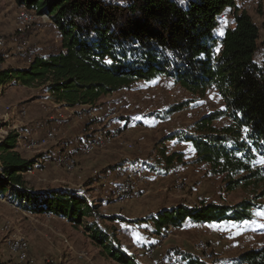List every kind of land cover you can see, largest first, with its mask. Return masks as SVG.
I'll return each mask as SVG.
<instances>
[{
  "label": "trees",
  "instance_id": "1",
  "mask_svg": "<svg viewBox=\"0 0 264 264\" xmlns=\"http://www.w3.org/2000/svg\"><path fill=\"white\" fill-rule=\"evenodd\" d=\"M16 2L47 14L61 44L56 51L30 56L24 66L1 68L4 94L9 83L44 86L52 101L76 108L93 107L117 91L161 75L200 97L214 88L224 107L172 132L167 139L192 144L196 161L208 163L214 174L225 177L227 192L241 189L258 198L261 191L264 196V58L257 57L264 22L257 23L247 10L237 8L235 0ZM229 10L232 19L225 23L223 17ZM186 104L172 105L165 118ZM49 128L53 127L44 130ZM23 152L15 131L0 142V196L29 213L62 217L82 228L115 260L140 264L125 253L115 234L100 224L101 215L88 196L68 187L30 186L27 173L37 161ZM161 156L167 169L183 161L182 153H167L165 148ZM252 204L203 201L197 207L179 203L144 221L152 224L154 234H161L170 225L181 227L188 219L198 224L241 221L251 217ZM183 259L188 264H211L192 254ZM232 264H264V246L242 252Z\"/></svg>",
  "mask_w": 264,
  "mask_h": 264
},
{
  "label": "rangeland",
  "instance_id": "2",
  "mask_svg": "<svg viewBox=\"0 0 264 264\" xmlns=\"http://www.w3.org/2000/svg\"><path fill=\"white\" fill-rule=\"evenodd\" d=\"M262 1L263 8L260 7ZM235 6L240 10H247L257 23L264 22V0H235ZM21 8L23 7L16 0H0V36L6 39V46L2 51L8 55H0V69L24 66L28 64L30 56L48 54L60 48V36L47 14L31 11L36 19L45 16L44 25L47 23L50 27L39 25L27 28L24 32L19 29L16 15ZM259 9L262 10L261 13ZM231 11L226 12L223 22L227 23L232 19ZM261 33V45L257 54L260 59L264 58V28ZM42 39L45 42L51 40L53 45L47 49L40 48L38 42L43 43ZM23 41H27L28 49L17 53V45H22ZM9 85L10 83L4 90L5 94L0 88V101L7 103L3 98L9 93H17L22 100L7 104L19 106L20 115L14 113L12 107L10 113L7 106L0 108V140L2 142L12 131L17 132L23 154L37 161L27 173L30 186L36 189L68 187L88 196L89 202L95 205L96 211L101 215L100 224L114 233L125 253L140 264H188L183 259L188 254L196 255L211 264H232L242 252L264 246V227H261L264 225V215H258L264 213V196H260L262 192L256 194L258 198L241 189L227 192L225 177L214 174L208 163L196 161L192 144L167 139L172 132L185 129L201 116L224 107V101L216 89L211 88L205 96L200 97L172 78L161 75L152 81H141L109 95L93 106L96 109L89 107L78 111L64 110L69 116H77L83 122L94 119V126L85 137L97 138L100 134L112 137L110 143L85 153L84 146L89 140L86 142L81 135L72 136L68 128L62 130L55 127L57 134L54 131L53 139L48 141L45 136L39 144L28 145L26 137L31 136L24 135L26 132L23 129L27 126L25 123L31 121L30 103L43 98L48 90L44 86L29 88L20 84ZM49 101L42 103L41 107L52 111V100ZM179 103L187 104L183 110L165 118V112ZM108 107H112L115 114L108 115ZM14 109L17 111L16 107ZM21 109H26L28 113L23 114ZM79 111L86 116L78 115ZM219 122L223 124L225 119ZM45 130L40 137L34 139H41ZM52 141L56 142L53 146L50 145ZM70 145L78 147L77 150H67ZM50 147L57 148V152L50 155ZM163 148L167 153H182L183 161L176 162L175 166L167 169L161 156ZM107 151H113L115 157L109 162H99L100 155ZM65 153L75 160L76 165L71 171L55 161L58 155ZM117 160L123 163L133 160L130 164L132 170L123 179L120 178L119 182L113 180L107 187L105 184H98L117 167ZM128 179L135 182L132 197L120 202L115 195L116 189ZM203 201L220 205H237L242 201L254 204L250 208L251 217L241 221L223 220L198 224L188 219L181 227L170 225L161 234H154L152 224L144 221L164 208L179 203L199 207ZM57 218L59 217L54 214L29 213L17 203L0 196V264H65L58 261L59 257L65 249L73 248L80 250L76 258L82 264H122L105 253L82 228L73 226L62 217ZM12 239H24L28 242L29 259L22 261L11 251L8 242ZM37 247H43L41 255L38 254L40 250ZM51 248H54L55 259H52L53 254L48 253ZM151 248L154 250L148 253Z\"/></svg>",
  "mask_w": 264,
  "mask_h": 264
},
{
  "label": "crops",
  "instance_id": "3",
  "mask_svg": "<svg viewBox=\"0 0 264 264\" xmlns=\"http://www.w3.org/2000/svg\"><path fill=\"white\" fill-rule=\"evenodd\" d=\"M52 26H54V24ZM55 28H56V26H55ZM57 32H58V30H57ZM40 42L41 41L38 42L39 47L40 48H44V49H47L49 46L53 45V42L51 40H48L47 42H45L42 39L43 43H40ZM32 96H34V95H32ZM17 97H18L17 93L16 94L9 93L6 96V99H7L8 102L15 104V103H19L20 100H22L20 97H18V98ZM50 99H51L50 94H49L48 91H46V93L43 96V98L36 99L37 102H35V101L33 102L32 101L33 103H30L32 117H31V121L30 122L27 121L25 123V124H27V126L25 127V129H23V132H26L24 135H30L31 136L30 138H38V137H40L42 135L43 130L46 127H53V128L46 129L45 134L40 139V141L42 139H44V137L46 136V132H48V131L53 130L57 134L56 130L54 129L55 127L61 128L62 130H64L65 128L66 129L68 128V130H69L68 132L72 136H78V135L80 136L81 135V138H84L85 135L90 132V129L94 126V124H92V122H94V119H89V120L83 122V121L79 120L77 118V116H74V115L73 116L72 115L69 116L67 114V112H64V110L71 109V110H74V111H78L81 108H86L87 109V108L90 107V108H95L96 109V107H91V106H85L84 105V106H80V107H76V108H70V107L64 106L63 104L55 103V102L52 101L50 103V105H53V106H51L53 110L52 111L51 110L47 111L45 108L43 109L41 107V104L44 103V102L48 103L47 101H49ZM100 102L101 101H99L97 104H99ZM50 105H48V106H50ZM7 107H12V106H7ZM15 107H16L17 111H15V109H14ZM15 107H12V111L14 113L17 112V114L20 115V112H19V108L20 107L19 106H15ZM84 116H86V114ZM89 122L91 124H89ZM83 133H84V135H82ZM50 140H48V141H50ZM48 141H47V143H48ZM46 144H44V145H46ZM53 144H56V142L52 141L50 143L51 146H53ZM57 147H58V150H61V149H59V146H57ZM77 148L78 147H75L74 145H70V146L67 147V150H77ZM49 149L51 151L50 155L55 154L57 152V150H56L57 148L54 149L53 147H50ZM80 151H81L82 155H84L81 148H80ZM113 156H114V152L113 151H107L105 154L100 155V157L98 158V161L99 160H101V161L106 160V161L109 162V161H111L110 159ZM106 161L104 163H106ZM90 163H92V162H90ZM131 163H133V160H131V162H129V163H128V161H124V163H123V161L117 160L115 162V164H117V167L114 170H111L110 174H108V176L104 180H102L101 182H98V184L102 183V184H105V186L107 187L108 184L113 182V180H117V182H119L121 179H123L125 176H127V174L129 173L130 170H132V168H130V164ZM133 170H137V169H133ZM59 218H61V217H59ZM59 218H57V219H59ZM41 244L43 245V242ZM37 248L40 250V251H38V254L41 255L43 247H37ZM48 250H49L48 253L53 254L52 259H55L54 248H51V249H48ZM79 251L80 250H78L76 248H73V250L65 249L64 252L59 257L58 261H61V262L65 263V264H79L80 261H78L77 258H76L77 257V253ZM35 252H36V250H35ZM83 263L88 264L87 262H83ZM80 264H82V262Z\"/></svg>",
  "mask_w": 264,
  "mask_h": 264
},
{
  "label": "bare ground",
  "instance_id": "4",
  "mask_svg": "<svg viewBox=\"0 0 264 264\" xmlns=\"http://www.w3.org/2000/svg\"><path fill=\"white\" fill-rule=\"evenodd\" d=\"M44 16V15H43ZM46 22V17H38V19H36L35 17V24H30L28 25L27 28H31V27H34V26H41V25H44V23ZM37 24V25H36ZM17 25L20 27V28H25V21H17ZM33 25V26H32ZM26 28V29H27ZM6 46V39H5V42L4 44H0V55H3V57H6L8 56L7 53H3L2 49H4ZM10 86V85H9ZM1 103V101H0ZM1 108V107H0ZM7 111L10 112L11 111V107H7ZM21 112L23 114L27 113V110L26 109H21ZM85 115V113H83V116ZM1 123V121H0ZM2 124V123H1ZM1 124H0V128H1ZM55 137V133L54 131H50L47 133L46 135V140L48 139H53ZM103 137V134H100L97 138L95 139H102ZM112 141V137L111 135L107 136L106 138V143H110ZM1 142V140H0ZM89 143V148H90V151H85V146ZM88 143L84 146V152L85 153H89V152H92L93 150H96V148L98 147H102L104 145H106L105 143H97L96 140H89ZM56 163L58 165H61V166H64L65 169H68V170H73V168L75 167V160L70 156V154L68 153H65V154H61L60 156L58 155V157L56 158ZM140 175V174H139ZM176 176V175H175ZM134 178V177H133ZM140 179L143 180V178L140 176ZM178 179V178H177ZM176 179V180H177ZM126 189H125V194H121V191H122V184H120L117 189H116V197L117 199L121 202V201H125V200H129L131 197H132V193L134 191V188H135V182H133L132 179H128L126 182ZM115 197V198H116ZM203 243V242H202ZM9 244V248L11 249L12 252L16 253L19 258L22 260V261H26L28 258V242L24 239H12L8 242ZM198 246V245H197ZM203 246V245H202ZM202 246L200 247L202 250H204V248H202ZM205 249H206V246H205ZM148 253H150V251L148 250ZM58 264V263H57ZM61 264V263H60Z\"/></svg>",
  "mask_w": 264,
  "mask_h": 264
},
{
  "label": "built area",
  "instance_id": "5",
  "mask_svg": "<svg viewBox=\"0 0 264 264\" xmlns=\"http://www.w3.org/2000/svg\"><path fill=\"white\" fill-rule=\"evenodd\" d=\"M16 21H25V28H19L22 32H24L26 30V28L28 27V25L35 24V15L31 14V9L23 7L17 13ZM44 26L45 27H47V26L50 27L47 23ZM4 42H5V37L4 36H0V44H4ZM27 49H28L27 41H23L22 45H17V53L19 51H27ZM5 57H6V55H5ZM4 106H12V107H14L13 104L0 103V107H4ZM27 113H28V111H27ZM107 113H108V115L110 114V116H112L113 114H115V111H114V109L112 107H108L107 108ZM78 115L83 117V112H80V114L78 113ZM23 137L24 136L22 135V139H23ZM106 138H107V135H103L102 139H95L94 137H92V138H89V140H96L97 143H105L106 144ZM27 142H28V145L39 144L40 143V139L27 138ZM85 151H90L89 143L85 146ZM125 189H126V183L124 181L122 183L121 194H125ZM152 250H154V248L149 249L150 252Z\"/></svg>",
  "mask_w": 264,
  "mask_h": 264
},
{
  "label": "snow or ice",
  "instance_id": "6",
  "mask_svg": "<svg viewBox=\"0 0 264 264\" xmlns=\"http://www.w3.org/2000/svg\"><path fill=\"white\" fill-rule=\"evenodd\" d=\"M110 63V61H109ZM258 215H264V213H258ZM261 227H264V225H261Z\"/></svg>",
  "mask_w": 264,
  "mask_h": 264
}]
</instances>
